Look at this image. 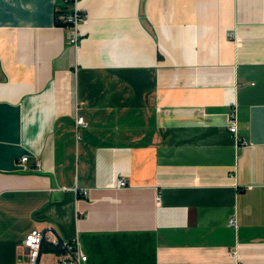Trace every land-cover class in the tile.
Returning <instances> with one entry per match:
<instances>
[{
	"label": "crops",
	"instance_id": "crops-1",
	"mask_svg": "<svg viewBox=\"0 0 264 264\" xmlns=\"http://www.w3.org/2000/svg\"><path fill=\"white\" fill-rule=\"evenodd\" d=\"M73 7L0 0V264H264V0Z\"/></svg>",
	"mask_w": 264,
	"mask_h": 264
},
{
	"label": "built area",
	"instance_id": "built-area-1",
	"mask_svg": "<svg viewBox=\"0 0 264 264\" xmlns=\"http://www.w3.org/2000/svg\"><path fill=\"white\" fill-rule=\"evenodd\" d=\"M65 4H72L74 7L71 12H68L66 16L64 17V23L66 26H68L72 30V35L70 38V43L72 45H77L79 42V34H78V27L85 23V21L82 19L80 14L75 8V5L77 3V0H62ZM75 124L77 127L86 128V123L84 122L83 118L77 117ZM227 127L228 131L231 134L232 140L235 145L246 147L247 143L243 139L239 138L237 135V127H236V117L235 114L232 113L227 119ZM27 158L22 157L19 160V163L21 165H24ZM116 188H122L125 186V181L123 179H119L116 182ZM228 225L230 227L235 228L236 227V221L234 218H231L228 221ZM43 235L41 232L37 230H32L30 233L26 236L23 246L25 247L27 251L28 260L26 264H37L39 259V251L41 247V243L43 241ZM54 246L60 245V248L62 250L60 255H57L58 261L57 264H86L87 257L82 252L79 242L72 241V242H55L53 243Z\"/></svg>",
	"mask_w": 264,
	"mask_h": 264
},
{
	"label": "trees",
	"instance_id": "trees-1",
	"mask_svg": "<svg viewBox=\"0 0 264 264\" xmlns=\"http://www.w3.org/2000/svg\"><path fill=\"white\" fill-rule=\"evenodd\" d=\"M62 252L60 245L54 246L51 243L46 242L44 239L41 243L40 251H39V256L43 254H52V255H60Z\"/></svg>",
	"mask_w": 264,
	"mask_h": 264
}]
</instances>
